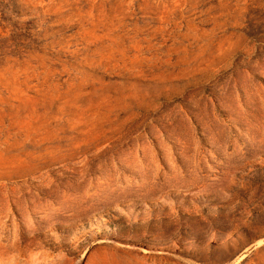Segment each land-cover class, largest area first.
Wrapping results in <instances>:
<instances>
[{"label": "rangeland", "instance_id": "rangeland-1", "mask_svg": "<svg viewBox=\"0 0 264 264\" xmlns=\"http://www.w3.org/2000/svg\"><path fill=\"white\" fill-rule=\"evenodd\" d=\"M0 264H264V0H0Z\"/></svg>", "mask_w": 264, "mask_h": 264}]
</instances>
